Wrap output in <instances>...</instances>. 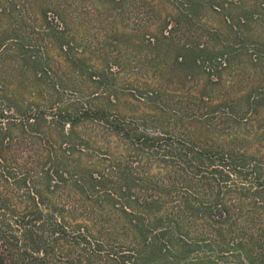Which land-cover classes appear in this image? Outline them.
I'll list each match as a JSON object with an SVG mask.
<instances>
[{"label": "trees", "instance_id": "trees-1", "mask_svg": "<svg viewBox=\"0 0 264 264\" xmlns=\"http://www.w3.org/2000/svg\"><path fill=\"white\" fill-rule=\"evenodd\" d=\"M18 1L0 0V264H264V0L101 3L122 20L146 6L161 47L197 40L176 57L209 73L192 118L158 98L123 116L25 85L32 14ZM37 1L64 25L65 0ZM50 29L66 54V28Z\"/></svg>", "mask_w": 264, "mask_h": 264}, {"label": "rangeland", "instance_id": "rangeland-1", "mask_svg": "<svg viewBox=\"0 0 264 264\" xmlns=\"http://www.w3.org/2000/svg\"><path fill=\"white\" fill-rule=\"evenodd\" d=\"M65 1L64 25L56 19L53 25L43 23L38 13L41 8L51 7L47 2L30 0L27 5L32 17L24 26L33 46L29 53L33 56V73L31 78L22 79L25 85L33 82L34 88L58 84L64 87V100L108 107L113 114L123 116L137 114L139 102L149 98H158L164 106L181 110L187 118L205 114L199 99L210 88L207 69L190 70L176 62L179 48L196 39L183 36L161 47L144 37L149 9L141 4L126 5L122 20L110 19L103 13L104 0ZM49 17L54 18V13ZM52 26L56 33L66 28L63 40L70 44L66 54L58 50L60 41L51 44L44 39L48 34L45 28L53 31ZM91 75L95 76L93 80ZM224 93L222 90L220 96ZM141 109L148 110L146 105Z\"/></svg>", "mask_w": 264, "mask_h": 264}]
</instances>
